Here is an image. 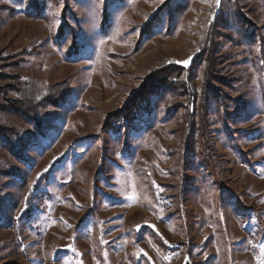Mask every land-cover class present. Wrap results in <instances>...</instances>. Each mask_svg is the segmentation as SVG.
Masks as SVG:
<instances>
[{
	"label": "rangeland",
	"instance_id": "obj_1",
	"mask_svg": "<svg viewBox=\"0 0 264 264\" xmlns=\"http://www.w3.org/2000/svg\"><path fill=\"white\" fill-rule=\"evenodd\" d=\"M176 67L205 138L179 84L116 116ZM0 123V264H264V0H0Z\"/></svg>",
	"mask_w": 264,
	"mask_h": 264
},
{
	"label": "trees",
	"instance_id": "obj_2",
	"mask_svg": "<svg viewBox=\"0 0 264 264\" xmlns=\"http://www.w3.org/2000/svg\"><path fill=\"white\" fill-rule=\"evenodd\" d=\"M206 61H207V66L205 69V83H207L208 78L210 76L212 77L213 75V69H214V64L213 62L215 61V56L213 55L212 51H207L206 53ZM177 69L174 68V71L170 70H163V69H158L154 71L152 74L151 78H147L145 80L144 85L136 92V96L134 100H132L130 103H128L116 116L118 117H124L128 113H130L132 110H134L135 105L139 101H143L144 98L154 92L157 89H161L164 85H170V86H176L179 84L181 86L182 93L187 97L188 102L190 105L186 106V118L189 122V124L192 122L193 118L196 116L197 113H199V119L202 122L201 125V138H205L204 134V114H205V109H206V97L204 94H200L201 96L199 99V106L198 108H195L194 103L195 100L198 98V93L195 92V88L193 85L189 86V82L191 80V73L190 71L188 73H185V77L182 83L175 82L177 79H179V72L184 73V70H180L179 67H176ZM184 69V68H183ZM176 74V75H175ZM179 76V77H178ZM181 79V78H180ZM206 85V84H205ZM58 88L57 86L52 87L51 89H48L47 95H43L42 99L43 102L46 105H51V106H58V102H64L68 95L65 96L66 92L61 90L57 91ZM17 92L21 95L20 98L22 97V90H17ZM59 93V97H61L60 100H54V96ZM58 97V98H59ZM5 102L2 103V106L4 110H10L13 111L17 114H19L21 117H23L26 121L30 122L33 124L37 130L38 133H41L44 127L43 123V113L40 110L41 107L38 106V103L36 101L38 100L36 96H32L31 94L24 95L21 99L15 100L11 98H6L4 99ZM7 103H9V107L7 106ZM0 135L3 139V141L9 143V146L14 149V151H17V147L20 145V142L23 141V139L19 138V134L16 132V129L10 125L0 123Z\"/></svg>",
	"mask_w": 264,
	"mask_h": 264
},
{
	"label": "snow or ice",
	"instance_id": "obj_3",
	"mask_svg": "<svg viewBox=\"0 0 264 264\" xmlns=\"http://www.w3.org/2000/svg\"><path fill=\"white\" fill-rule=\"evenodd\" d=\"M215 2H216V5L218 6L220 3V0H215ZM189 62L190 61H183L182 63L184 64L185 67H187ZM261 251H264V246H262Z\"/></svg>",
	"mask_w": 264,
	"mask_h": 264
}]
</instances>
